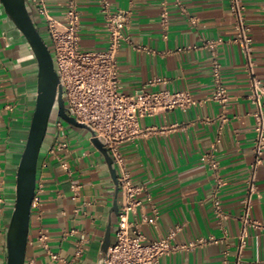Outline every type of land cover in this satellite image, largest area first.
I'll return each mask as SVG.
<instances>
[{
  "label": "crops",
  "instance_id": "crops-1",
  "mask_svg": "<svg viewBox=\"0 0 264 264\" xmlns=\"http://www.w3.org/2000/svg\"><path fill=\"white\" fill-rule=\"evenodd\" d=\"M162 0H77L79 47L103 50L108 30L103 7L125 10L128 21L116 53L119 89L135 94L141 89L188 90L200 102L186 110H170L140 119L146 136L120 144L132 182L144 187L150 200L129 216L139 224L146 241L165 236L180 226L172 242L213 237L189 250L165 254L158 264H233L237 256L240 216L252 173L255 139L253 104L248 99L250 73L234 41V18L229 0H166L168 25L160 22ZM245 23L253 40L251 62L255 76L264 82V0H242ZM27 3V0H26ZM66 0H46L49 12L62 17ZM43 39L45 26L28 6ZM215 53L221 80L229 95L224 107L208 99L213 83L212 51L207 40H218ZM166 81L147 86V81ZM37 63L21 32L0 3V264H6L5 234L15 201V176L35 105ZM174 125V126H173ZM68 141V150L51 154L57 141ZM218 140V141H216ZM217 161L218 177L207 155ZM65 163V166H63ZM44 164L45 166H42ZM250 217L264 225V151L255 168ZM72 185L80 187L74 192ZM35 188L38 200L31 205L24 264H103L114 241L116 201L121 192L107 162L90 141L85 129L63 123L48 124L41 145ZM219 201L222 216L214 212ZM156 208L153 224L142 221ZM47 236L50 260L38 237ZM241 264H264V229L248 228Z\"/></svg>",
  "mask_w": 264,
  "mask_h": 264
},
{
  "label": "built area",
  "instance_id": "built-area-1",
  "mask_svg": "<svg viewBox=\"0 0 264 264\" xmlns=\"http://www.w3.org/2000/svg\"><path fill=\"white\" fill-rule=\"evenodd\" d=\"M173 2L180 6V0H173ZM27 4L41 18L45 26L46 39L44 41L53 59L67 114L77 122L86 125L102 141L116 171L121 204L118 209L114 241L107 248L103 264H158L159 258L165 254L189 250L208 242H216L215 238L208 237L174 243L172 240L180 230V226L170 229L165 236L146 241L145 236L139 230V224L131 221L129 216L142 205L139 195L144 192V198L149 201L150 194L143 186L132 182L119 149L123 142L146 136L150 131L148 128L141 127V118L175 109L186 110L197 105L200 99L195 98L188 90L141 89L135 94H126L119 89L116 53L122 41L126 40L122 31L127 25V11L109 12L104 4L102 11L108 30L107 46L103 50L82 51L79 47L77 0H66L60 19L51 15L46 0H27ZM229 8L234 18V41L239 44L250 73L248 99L253 104L250 115L253 118L255 130L252 147L253 170L247 180L248 194L243 200V212L240 216L242 229L238 236L237 256L233 263L241 264L240 254L245 247L247 229L250 227L264 229V225L252 219L249 214L252 196L258 195L254 184L255 168L264 151V82L255 76L252 70L253 40L245 23V6L242 0H229ZM160 22L166 29L168 25L166 0L161 1ZM219 41L220 39L205 42V46L212 51L213 89L208 99L224 107L230 97L221 80L220 63L215 53V47ZM165 81L164 77H155L149 79L146 85L155 86ZM63 123L59 117H54V124L57 127H61ZM68 147V141H57L49 152L56 154L68 150ZM207 161L217 182L221 183L216 173L217 161L213 154L207 155ZM42 166L45 165L42 164ZM79 187V185H72L71 189L75 192ZM37 200V189L35 188L31 205ZM2 204L3 199L0 196V213ZM214 212L217 216L223 215L218 200H214ZM157 216L156 208H152V215L143 216L142 221L153 224ZM38 239L50 260L59 259L58 255L49 249L45 234H40Z\"/></svg>",
  "mask_w": 264,
  "mask_h": 264
},
{
  "label": "water",
  "instance_id": "water-1",
  "mask_svg": "<svg viewBox=\"0 0 264 264\" xmlns=\"http://www.w3.org/2000/svg\"><path fill=\"white\" fill-rule=\"evenodd\" d=\"M7 17L27 41L37 63L36 96L27 138L15 176V201L5 234L6 264H24L31 201L35 189L38 155L50 117L90 134V141L104 156L113 180L116 171L102 141L84 124L68 115L50 50L29 14L26 0H0ZM118 213L116 201L113 207Z\"/></svg>",
  "mask_w": 264,
  "mask_h": 264
},
{
  "label": "rangeland",
  "instance_id": "rangeland-1",
  "mask_svg": "<svg viewBox=\"0 0 264 264\" xmlns=\"http://www.w3.org/2000/svg\"><path fill=\"white\" fill-rule=\"evenodd\" d=\"M52 119H53V114H52V116L50 117V120H49V122H51V121H52Z\"/></svg>",
  "mask_w": 264,
  "mask_h": 264
},
{
  "label": "trees",
  "instance_id": "trees-1",
  "mask_svg": "<svg viewBox=\"0 0 264 264\" xmlns=\"http://www.w3.org/2000/svg\"><path fill=\"white\" fill-rule=\"evenodd\" d=\"M43 38V37H42Z\"/></svg>",
  "mask_w": 264,
  "mask_h": 264
}]
</instances>
